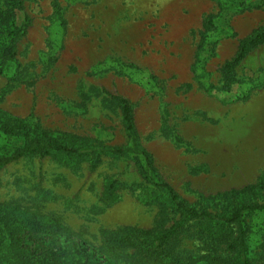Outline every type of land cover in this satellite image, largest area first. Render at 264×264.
I'll use <instances>...</instances> for the list:
<instances>
[{
	"label": "rangeland",
	"instance_id": "374dc122",
	"mask_svg": "<svg viewBox=\"0 0 264 264\" xmlns=\"http://www.w3.org/2000/svg\"><path fill=\"white\" fill-rule=\"evenodd\" d=\"M21 3L18 10L0 0V25H29L0 75L1 111L58 141L121 146L129 139L114 96L123 97L159 178L188 204L221 212L223 192L264 182V44L234 67L227 91L221 71L238 40L264 24V0ZM99 159L92 168L91 156L20 158L0 171V203L53 215L92 241L103 229L150 227L161 196L139 162ZM109 178L118 182L115 202L101 197ZM248 220L253 244L264 235V213ZM191 224L190 234L203 228ZM182 247L196 252V240Z\"/></svg>",
	"mask_w": 264,
	"mask_h": 264
},
{
	"label": "trees",
	"instance_id": "16d2710c",
	"mask_svg": "<svg viewBox=\"0 0 264 264\" xmlns=\"http://www.w3.org/2000/svg\"><path fill=\"white\" fill-rule=\"evenodd\" d=\"M21 10V0H9ZM1 19V18H0ZM212 17L203 21L207 30ZM29 25L9 28L0 25V75L16 61L17 43ZM264 44V24L238 40L233 55L224 61L222 89L234 81V67L255 47ZM120 106L122 126L129 139L121 146L75 145L58 141L47 131L31 126L0 110V171L20 158L61 156L74 161L91 156V167L102 154L130 156L139 164L140 175L161 199L150 227L121 225L100 231L90 240L59 218L17 204L0 203V264H260L264 263V235L251 243L253 227L248 217L264 213V182L247 184L223 192L228 203L221 212L200 209L181 199L174 188L159 178L152 154L137 141L134 109L127 99L114 96ZM118 182L104 181L101 197L115 202ZM232 200V201H231ZM202 225L192 234L189 226ZM196 240V252L182 247L184 239ZM255 249H258L256 251Z\"/></svg>",
	"mask_w": 264,
	"mask_h": 264
}]
</instances>
